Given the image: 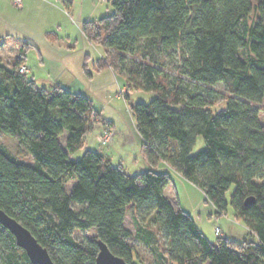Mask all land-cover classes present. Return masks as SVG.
Listing matches in <instances>:
<instances>
[{
    "label": "trees",
    "instance_id": "16d2710c",
    "mask_svg": "<svg viewBox=\"0 0 264 264\" xmlns=\"http://www.w3.org/2000/svg\"><path fill=\"white\" fill-rule=\"evenodd\" d=\"M64 1L69 8L73 0ZM111 3L112 14L84 21L82 31L104 48L95 70L111 68L128 90L155 93L132 106L140 153L151 166L129 174L92 149L75 158L95 129L91 113L103 116L86 94L39 87L21 72L26 51L35 47L24 41L22 62L0 63V131L32 160L0 143V208L33 233L55 264H96L98 240L139 264L132 237L149 248L154 264H264V0ZM135 52L142 58L128 61ZM167 58L174 74L165 69ZM84 70L91 74L86 62ZM220 82L229 94L214 109L224 97L215 89ZM199 137L204 146L194 153ZM158 162L199 186L214 214H226L231 204L251 238L210 240L166 195L172 176L155 169ZM250 196L255 202L248 205ZM129 213L134 232L125 226ZM89 229L93 239L73 234ZM0 264H36L1 223Z\"/></svg>",
    "mask_w": 264,
    "mask_h": 264
},
{
    "label": "rangeland",
    "instance_id": "374dc122",
    "mask_svg": "<svg viewBox=\"0 0 264 264\" xmlns=\"http://www.w3.org/2000/svg\"><path fill=\"white\" fill-rule=\"evenodd\" d=\"M50 2L54 4L44 0H24V6L18 7L13 0H0V33L4 34L0 37V63L12 67L15 62H22L21 47L25 48L27 45L21 44L23 40H33L40 50L32 48L26 51L28 76L33 77L39 87L49 89L58 85L54 83L57 76L63 83L68 79L70 84L75 82L80 91L93 100L95 107L107 119L96 116L94 111L91 113L96 122L95 129L87 134L85 146L76 151L74 157L80 158L86 149H92L110 155L114 165L122 162L129 174L145 170L151 164L140 153L142 138L136 126L132 106L138 102L148 103L156 95L154 92L143 90H128L124 76L109 68L95 70L94 60L104 55V48L100 44L90 42L82 31L84 21L97 20L113 13L111 0H73L69 8L64 0ZM257 2L258 0H252L253 4ZM133 58L141 59L142 54L135 52L128 55V61ZM166 61V71L174 74L172 60L167 58ZM85 62L91 74L84 70ZM215 89L224 95L214 106V109H219L225 105L229 92L222 82L215 85ZM259 118L264 124V100L260 104ZM102 127L111 129L112 132L113 141L106 145L100 144L96 139ZM0 143L17 157L32 160L31 155L22 148L16 138L2 131ZM203 146V139L199 137L194 153ZM154 168L170 171L172 181L166 187V195L175 207H181L195 217L210 240L216 242L217 237L223 235L239 242L251 238L245 223L237 218L231 204L226 214L216 215L211 207L212 203L204 202V193L199 186L164 162H158ZM75 207L80 208V205ZM125 226L132 232L136 229L131 213L126 217ZM217 227L221 229V233L216 232ZM73 234L78 240H87L93 239L96 231L74 230ZM130 242L136 249L138 260L141 261L139 264H154L153 254L148 247L135 237H132Z\"/></svg>",
    "mask_w": 264,
    "mask_h": 264
},
{
    "label": "water",
    "instance_id": "95a60500",
    "mask_svg": "<svg viewBox=\"0 0 264 264\" xmlns=\"http://www.w3.org/2000/svg\"><path fill=\"white\" fill-rule=\"evenodd\" d=\"M246 204L255 202V198L250 196L246 199ZM0 223L6 227L16 238L17 245L23 248L30 260L36 264H55L46 247H44L33 233L19 220L9 215L0 208ZM99 252L96 264H129L125 259L115 255L108 245L98 240Z\"/></svg>",
    "mask_w": 264,
    "mask_h": 264
},
{
    "label": "crops",
    "instance_id": "0c3cea01",
    "mask_svg": "<svg viewBox=\"0 0 264 264\" xmlns=\"http://www.w3.org/2000/svg\"><path fill=\"white\" fill-rule=\"evenodd\" d=\"M44 1H48L49 3H51V4H54V2H50V0H44ZM55 1H57V0H55ZM24 6V5H23ZM66 10H67V8H66ZM68 12V11H67ZM93 20V19H92ZM7 31V30H6ZM3 33V32H2ZM4 36V34H1L0 33V37H3ZM23 41H27V40H23ZM33 41V40H32ZM31 40H28L27 42H31L32 44H34L35 45V47H33V48H36V49H38V50H40L39 49V46L36 44V43H34V42H32ZM18 43V42H17ZM30 49H32V48H30ZM20 52V51H19ZM100 57H103V55L102 56H99L98 58H100ZM26 58H27V54H26ZM26 58H25V61H26ZM87 58V57H86ZM98 58H96L95 60H94V63H95V61L98 59ZM24 61V63H23V66H26L27 68H29V66L27 65V63ZM83 61H84V59H83ZM55 68H58V67H55ZM105 69H107V68H105ZM109 69H111V68H109ZM50 70V69H49ZM104 70V69H103ZM112 70V69H111ZM51 71V70H50ZM102 71V70H101ZM113 71V70H112ZM54 72V71H53ZM114 72V71H113ZM66 81V83H63V81L62 80H58V76L56 77V81L54 82V83H56V84H58V85H61L62 87L64 86V88H66V89H71V91H74V92H81L80 91V89H79V87L77 86V84L75 83V82H73L72 84H70L71 82H69L70 80L68 79V80H65ZM66 85H68V86H66ZM96 108V107H95ZM97 109V108H96ZM104 117V116H103ZM105 118V117H104ZM106 119V118H105ZM86 138H87V136H86ZM87 141V140H86ZM105 154V156L107 157V158H109V159H111V161L113 160V158H111L110 157V155H108L107 153H104ZM113 163V162H112ZM122 165H123V163L122 162H120ZM119 164V163H118ZM166 189L167 188H165V193H166ZM211 207H213L214 208V206H213V204H212V206ZM247 228V227H246ZM247 231H248V228H247ZM206 234V233H205ZM207 235V234H206Z\"/></svg>",
    "mask_w": 264,
    "mask_h": 264
},
{
    "label": "built area",
    "instance_id": "2783aa9c",
    "mask_svg": "<svg viewBox=\"0 0 264 264\" xmlns=\"http://www.w3.org/2000/svg\"><path fill=\"white\" fill-rule=\"evenodd\" d=\"M13 3L18 7H22L24 5V0H13ZM20 71L27 73L29 71V68H27L26 66H22L20 68ZM96 139L102 145L111 143L113 141L111 129L102 127V130L96 135ZM215 230L217 233H221V229L219 227H217Z\"/></svg>",
    "mask_w": 264,
    "mask_h": 264
}]
</instances>
